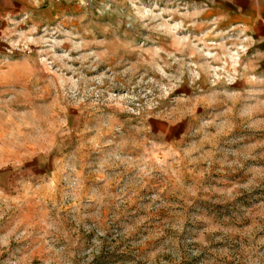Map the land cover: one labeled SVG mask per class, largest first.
Segmentation results:
<instances>
[{
    "label": "rangeland",
    "instance_id": "rangeland-1",
    "mask_svg": "<svg viewBox=\"0 0 264 264\" xmlns=\"http://www.w3.org/2000/svg\"><path fill=\"white\" fill-rule=\"evenodd\" d=\"M0 264H264V0H0Z\"/></svg>",
    "mask_w": 264,
    "mask_h": 264
}]
</instances>
